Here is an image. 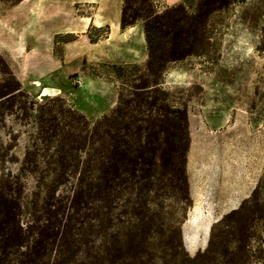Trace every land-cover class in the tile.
<instances>
[{"label": "rangeland", "instance_id": "1", "mask_svg": "<svg viewBox=\"0 0 264 264\" xmlns=\"http://www.w3.org/2000/svg\"><path fill=\"white\" fill-rule=\"evenodd\" d=\"M202 0H156V12L181 6L194 15ZM209 6L205 34L195 55L165 65L159 83L187 111L190 141L194 128L205 137L247 140L248 150H188L186 174L191 205L176 206L183 249L193 258L208 245L213 264H264V0H219ZM123 0H23L0 2V83L9 73L29 98L41 104V91L56 92L92 126L116 103L113 67H144L147 52L141 25L121 31ZM35 124L6 116L0 125V182L20 175L26 150H34ZM205 189L195 205L213 216L197 246L188 229L193 207L189 180ZM48 179V178H47ZM21 221L40 214L50 179L21 176ZM57 187V195L69 192ZM239 190V191H237ZM242 191L241 194L238 192ZM184 208V209H185ZM228 249L227 259L223 248ZM184 250V251H183ZM232 254V256H230Z\"/></svg>", "mask_w": 264, "mask_h": 264}, {"label": "trees", "instance_id": "2", "mask_svg": "<svg viewBox=\"0 0 264 264\" xmlns=\"http://www.w3.org/2000/svg\"><path fill=\"white\" fill-rule=\"evenodd\" d=\"M156 3L123 0L119 28L141 25L147 60L142 68L113 67L116 103L92 126L62 99L31 100L10 73L0 83V125L14 116L38 131L20 175L0 182V264H213L212 231L203 252L177 253L183 247L174 208L191 205L190 137L185 107L159 78L166 64L197 53L209 6L220 2L202 0L191 16L181 6L158 14ZM25 174L51 184L40 214L27 224L21 221ZM61 185L70 187L63 196ZM204 213L195 207L190 214L186 233L194 240L208 236L199 230L212 222ZM222 253L227 259L226 247Z\"/></svg>", "mask_w": 264, "mask_h": 264}, {"label": "crops", "instance_id": "3", "mask_svg": "<svg viewBox=\"0 0 264 264\" xmlns=\"http://www.w3.org/2000/svg\"><path fill=\"white\" fill-rule=\"evenodd\" d=\"M212 129H205L203 128H194L193 129V136L192 139L190 141V145L188 150H248V142L247 140L243 141L241 140H230V139H226V138H222V137H215V138H209V137H205L206 134L211 133ZM189 185H190V193H191V197L193 200V207L191 210H194L195 207H198L202 213L207 212L208 210L206 209V207H201V206H197L195 205L196 202L200 201L201 196L204 194H206L205 189H203V187L199 184L198 179L196 178V175H193V179L189 180ZM239 191V190H237ZM239 194L242 193V191L240 190V192H238ZM190 213V214H191ZM203 215L206 216V214L204 213ZM211 218H213V216L210 214ZM190 220V219H189ZM198 241H194L193 242V247L194 245L197 246L198 245Z\"/></svg>", "mask_w": 264, "mask_h": 264}, {"label": "bare ground", "instance_id": "4", "mask_svg": "<svg viewBox=\"0 0 264 264\" xmlns=\"http://www.w3.org/2000/svg\"><path fill=\"white\" fill-rule=\"evenodd\" d=\"M54 92H56V91H54V90H52L50 88H44L40 93H41V96L44 97V96H48V95H50V94H52Z\"/></svg>", "mask_w": 264, "mask_h": 264}, {"label": "water", "instance_id": "5", "mask_svg": "<svg viewBox=\"0 0 264 264\" xmlns=\"http://www.w3.org/2000/svg\"><path fill=\"white\" fill-rule=\"evenodd\" d=\"M52 95H54V94H52Z\"/></svg>", "mask_w": 264, "mask_h": 264}]
</instances>
